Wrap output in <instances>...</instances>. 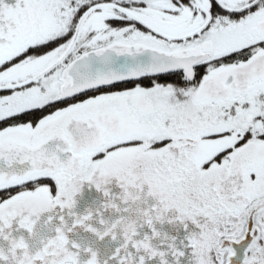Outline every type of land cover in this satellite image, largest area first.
<instances>
[{"label": "snow or ice", "instance_id": "6c2138e0", "mask_svg": "<svg viewBox=\"0 0 264 264\" xmlns=\"http://www.w3.org/2000/svg\"><path fill=\"white\" fill-rule=\"evenodd\" d=\"M0 264H264V0H0Z\"/></svg>", "mask_w": 264, "mask_h": 264}]
</instances>
